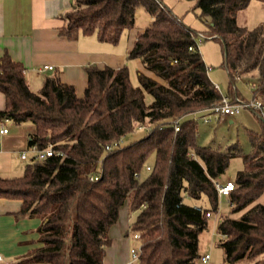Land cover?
<instances>
[{
    "label": "trees",
    "instance_id": "1",
    "mask_svg": "<svg viewBox=\"0 0 264 264\" xmlns=\"http://www.w3.org/2000/svg\"><path fill=\"white\" fill-rule=\"evenodd\" d=\"M188 1L195 2L207 27L202 33L222 44L230 87L238 78H255L254 94L264 102V25L248 28L237 21L253 0ZM140 9L152 21L138 33L128 59H140L157 79L138 71L134 85L127 66L91 64L85 67L83 96L58 75L47 77L36 92L21 62L8 52L0 58V92L6 100L0 122L32 124L30 147L53 151L42 163L33 159L21 177H0V199L22 203L18 218L42 221L41 247L27 260L104 264L110 231L129 203L136 216L127 235L140 236L139 264H201L200 235L219 206L216 183L223 182L231 160L241 158L244 168L229 202L232 213L242 215L221 216L220 246L227 264H264V132L247 135L249 151L239 141L200 144L194 116L224 99L201 54L197 38L202 33L163 0H74L60 35L70 40L95 36L117 45L135 28ZM146 92L153 97L150 104ZM147 124L151 130L141 139L122 144ZM153 154L155 162L148 165ZM202 201L209 207L198 204Z\"/></svg>",
    "mask_w": 264,
    "mask_h": 264
},
{
    "label": "crops",
    "instance_id": "2",
    "mask_svg": "<svg viewBox=\"0 0 264 264\" xmlns=\"http://www.w3.org/2000/svg\"><path fill=\"white\" fill-rule=\"evenodd\" d=\"M73 3L74 0H0V58L8 52L15 61L21 62L32 90L40 91L47 77L58 75L63 83L76 88L78 96H83L88 84L85 67L91 64L115 69L127 66L131 76L136 77L141 71L157 79L145 70L140 59H128L129 50L144 28L126 32L117 45L102 43L95 36L80 35L70 40L60 35V28L65 25L64 17L72 10ZM46 66L53 70L45 69ZM5 107L6 100L0 92V110ZM3 126L8 128V133L0 134V177L18 178L25 172L32 151L30 136L35 128L30 123L0 122V130ZM22 153H26V160L21 159ZM21 208L19 200L0 199V264H42L27 260L41 247L39 228L42 221L18 218ZM129 227V224L120 225L122 235L115 236L116 242L112 239L104 264L130 263L126 238ZM113 234L117 232L111 230L110 236ZM119 249L121 253L117 257Z\"/></svg>",
    "mask_w": 264,
    "mask_h": 264
},
{
    "label": "rangeland",
    "instance_id": "3",
    "mask_svg": "<svg viewBox=\"0 0 264 264\" xmlns=\"http://www.w3.org/2000/svg\"><path fill=\"white\" fill-rule=\"evenodd\" d=\"M168 8L178 17H180L184 23L202 33L207 31L206 25L199 18V12L194 10L195 2L188 0H163ZM152 21V17L144 10L140 9L136 17L135 28L141 29L146 27ZM238 24L246 26L248 28H254L260 25H264V3L253 0L250 2L247 8L240 11L237 16ZM197 41L200 45L201 54L209 68V77L211 80L219 86L220 92L224 97H230L235 100H252L255 92L257 80L252 77H241L236 79L233 85H229V76L225 69L224 53L222 44L220 41L208 37L204 33L199 34ZM134 85H138L137 75L131 76ZM145 100L147 104L153 101V97L149 93H145ZM202 115H197V121L199 123V141L201 145L213 146L219 143L231 144L234 142L240 143L242 148L246 151L251 149L248 134H261L264 132V121L256 115L250 109H242L241 112L235 117H222L216 119L211 124H205L201 119ZM233 121V123H231ZM7 125H9L7 123ZM149 125H145V129ZM136 127V130L131 134L124 137L122 144H129L135 140L141 139L146 130ZM33 152H29V160L27 164H30L34 158ZM33 157V158H32ZM155 162V155H151L147 161L148 165H153ZM244 168V163L241 158H234L231 160L230 165L226 173L222 177L223 182L232 181L235 182L237 173ZM219 206L217 212H213V216L208 220V229L200 235L199 240V252L200 255L210 254L213 264H227L225 253L220 246L223 237L218 233L217 227L221 216H231L233 218H240L242 213H232V208L229 202L228 196H219ZM185 202L189 204H197L192 199L186 198ZM260 202L264 204V195L260 198ZM205 207H209L205 202H198ZM129 203H127L121 210V216L117 224L113 226L112 231H115L116 235H111L112 239L117 240L121 237L122 231L120 225H131V221L135 218L136 213H130ZM217 214V215H216ZM130 221V222H129ZM122 222V223H121ZM125 237V236H124ZM129 242L130 251L132 248H139L140 242L133 238L130 233L126 237ZM118 243V242H117ZM116 243V244H117ZM115 244V245H116ZM124 246H122V251ZM116 256L119 257L121 249L116 251ZM129 264H132L131 262ZM238 264H251L248 261H242Z\"/></svg>",
    "mask_w": 264,
    "mask_h": 264
},
{
    "label": "built area",
    "instance_id": "4",
    "mask_svg": "<svg viewBox=\"0 0 264 264\" xmlns=\"http://www.w3.org/2000/svg\"><path fill=\"white\" fill-rule=\"evenodd\" d=\"M45 69L53 70V67L46 66ZM242 109H250L252 110L256 115H258L261 119L264 120V102L254 96L252 100H236L235 102H232L230 98L224 97L222 104L215 106L208 112L202 114V121L205 124L213 123L214 119L213 117H216V119H220L222 117H235L237 116ZM194 118L197 120V115L194 116ZM181 119H178L174 122L175 130L178 132L181 128ZM8 122V121H6ZM2 122V123H6ZM5 125V124H4ZM141 129H145V126H139ZM145 130H151V128L148 126ZM8 133V128L3 126L0 130V134H6ZM34 158L36 161L42 163L45 161V159L48 156H51L53 151L51 149H45L41 150L37 147V145H33L30 147ZM22 160L27 159L26 153H22L21 155ZM150 169V168H148ZM98 177H91V180H97ZM216 188L218 191L219 196H230V194L235 190L236 184L235 182L228 181V182H218L216 183ZM208 217H211V214L207 215ZM133 238L136 240L140 239L139 234L133 235ZM140 251L141 248H132L130 251V262L132 264H139V258H140ZM1 259V257H0ZM201 264H213L212 263V257L210 254H206L201 256L200 258Z\"/></svg>",
    "mask_w": 264,
    "mask_h": 264
}]
</instances>
